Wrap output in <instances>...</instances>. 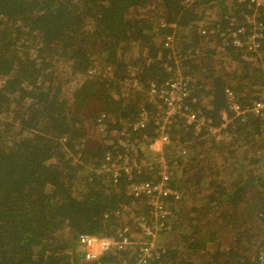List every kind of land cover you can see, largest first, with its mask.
Instances as JSON below:
<instances>
[{
  "label": "trees",
  "instance_id": "obj_1",
  "mask_svg": "<svg viewBox=\"0 0 264 264\" xmlns=\"http://www.w3.org/2000/svg\"><path fill=\"white\" fill-rule=\"evenodd\" d=\"M249 1L0 0V264H135L133 247L84 262L78 238L139 243L141 221L160 226L151 264H264V114L249 111L264 5ZM178 75L183 114L228 123L163 126L182 197L158 220L133 192L158 177L134 165L162 127L150 93Z\"/></svg>",
  "mask_w": 264,
  "mask_h": 264
},
{
  "label": "built area",
  "instance_id": "obj_2",
  "mask_svg": "<svg viewBox=\"0 0 264 264\" xmlns=\"http://www.w3.org/2000/svg\"><path fill=\"white\" fill-rule=\"evenodd\" d=\"M251 6L261 7L264 5V0H250ZM250 21V20H248ZM166 42L171 43V39H167ZM187 87V79L181 76H177L173 80L169 81L161 89L154 88L151 91V95L157 100H160L163 105V111L161 114L162 127L156 132V137L148 141L147 152L151 155V160H140L134 168L138 170H144L147 172H155L157 175V181L155 184H139L133 188V192L136 195H146L151 200V214L155 219H165L169 215L168 210H165L163 203L167 199H173V201H180L179 194L174 192L170 187L169 173L164 158L165 149L169 146V138L165 133V128L176 117L183 119L189 126H195L196 130H206L212 136L219 134V131L225 127L228 123L226 115L222 116L224 124L220 129H213L211 122L206 121L201 117L191 114H183L185 109L183 102L190 96V91ZM158 90H161L158 92ZM229 111H231L235 117H239L243 114L241 108L233 102L231 94L228 95ZM256 116H262L264 114V104L256 103L249 110ZM135 144H139L136 142ZM137 229L141 234L146 237L145 240H139V243H131L125 238L128 230H123L119 233L118 240L112 238H96L90 236H81L78 238V242L81 248L82 260L87 263H92L101 259L109 251H122L126 248L133 247L137 251V259L135 264H151L154 261L155 246V232L159 231V227L152 231V228L145 221L137 223ZM151 240H150V239ZM150 240V241H149Z\"/></svg>",
  "mask_w": 264,
  "mask_h": 264
},
{
  "label": "rangeland",
  "instance_id": "obj_3",
  "mask_svg": "<svg viewBox=\"0 0 264 264\" xmlns=\"http://www.w3.org/2000/svg\"><path fill=\"white\" fill-rule=\"evenodd\" d=\"M87 113H89V115H90V111L87 112V110H85V111L82 112V114H84V115L87 114ZM86 116H87V115H86Z\"/></svg>",
  "mask_w": 264,
  "mask_h": 264
}]
</instances>
